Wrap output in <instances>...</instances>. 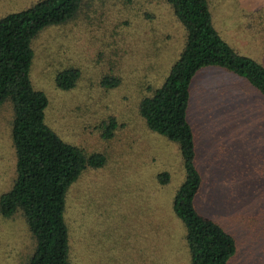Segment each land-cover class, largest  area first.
<instances>
[{"label": "rangeland", "instance_id": "1", "mask_svg": "<svg viewBox=\"0 0 264 264\" xmlns=\"http://www.w3.org/2000/svg\"><path fill=\"white\" fill-rule=\"evenodd\" d=\"M36 0H0V16ZM214 28L239 54L264 65V0H206ZM185 30L166 0H83L66 24L39 32L29 79L48 103L44 120L65 142L102 152L107 163L87 169L66 194L73 264H190L185 229L173 212L184 169L177 143L149 130L138 102L159 86L178 58ZM76 67L70 90L58 71ZM115 75L114 88L100 84ZM188 119L202 183L195 208L236 243L227 264H264V97L219 66L191 83ZM113 116L118 128L101 137ZM10 101L0 106V195L16 177ZM170 180L160 184L157 174ZM33 250L24 219L0 217V264H19Z\"/></svg>", "mask_w": 264, "mask_h": 264}, {"label": "trees", "instance_id": "2", "mask_svg": "<svg viewBox=\"0 0 264 264\" xmlns=\"http://www.w3.org/2000/svg\"><path fill=\"white\" fill-rule=\"evenodd\" d=\"M185 30V42L163 82L149 87L138 102L139 116L147 128L177 143L184 177L173 197V212L182 222L190 264H227L235 254V239L194 205L202 178L195 165L194 131L188 119L191 83L207 66H219L245 79L264 97V65L237 53L214 28L206 0H166ZM83 0H36L29 6L0 16V106L12 107L11 139L16 155V177L0 195V217L24 219L33 250L19 264H73L70 233L64 219L70 185L87 169L107 163L102 152H86L63 141L45 123L46 94L34 89L29 72L34 57L33 40L51 26L66 24L81 10ZM80 77L76 67L58 71V89H72ZM115 75L100 84L114 88ZM117 119L100 123L101 137L111 138ZM160 184L169 174H157Z\"/></svg>", "mask_w": 264, "mask_h": 264}]
</instances>
